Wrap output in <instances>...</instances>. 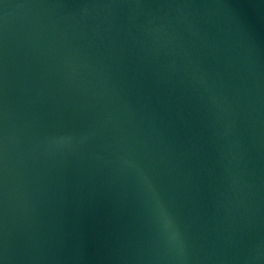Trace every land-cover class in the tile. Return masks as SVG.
Instances as JSON below:
<instances>
[{
	"label": "water",
	"instance_id": "1",
	"mask_svg": "<svg viewBox=\"0 0 264 264\" xmlns=\"http://www.w3.org/2000/svg\"><path fill=\"white\" fill-rule=\"evenodd\" d=\"M0 264H264V0H0Z\"/></svg>",
	"mask_w": 264,
	"mask_h": 264
}]
</instances>
